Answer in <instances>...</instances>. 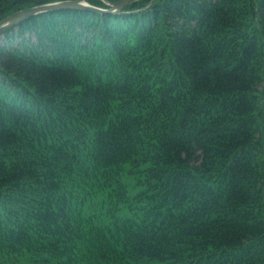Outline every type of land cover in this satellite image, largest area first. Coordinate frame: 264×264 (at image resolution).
<instances>
[{
  "label": "trees",
  "instance_id": "obj_1",
  "mask_svg": "<svg viewBox=\"0 0 264 264\" xmlns=\"http://www.w3.org/2000/svg\"><path fill=\"white\" fill-rule=\"evenodd\" d=\"M56 1L0 0V21ZM0 35V264H264V0Z\"/></svg>",
  "mask_w": 264,
  "mask_h": 264
},
{
  "label": "water",
  "instance_id": "obj_2",
  "mask_svg": "<svg viewBox=\"0 0 264 264\" xmlns=\"http://www.w3.org/2000/svg\"><path fill=\"white\" fill-rule=\"evenodd\" d=\"M132 1V0H119L111 4L110 8H101L96 5L89 3L87 0H61L41 5L32 6L29 8H25L14 12L3 20L0 21V33L6 30L7 28L25 20L30 17H33L39 13L54 10V9H89V10H96L102 12H109V11H116L121 8L125 3Z\"/></svg>",
  "mask_w": 264,
  "mask_h": 264
},
{
  "label": "rangeland",
  "instance_id": "obj_3",
  "mask_svg": "<svg viewBox=\"0 0 264 264\" xmlns=\"http://www.w3.org/2000/svg\"><path fill=\"white\" fill-rule=\"evenodd\" d=\"M28 35V34H27ZM34 39H35V37H33ZM5 40V36H3V35H0V44L1 43H3V41ZM18 40L16 39V42H17Z\"/></svg>",
  "mask_w": 264,
  "mask_h": 264
}]
</instances>
